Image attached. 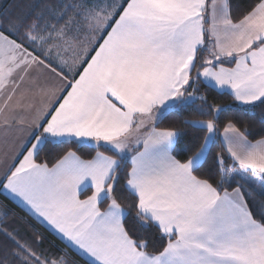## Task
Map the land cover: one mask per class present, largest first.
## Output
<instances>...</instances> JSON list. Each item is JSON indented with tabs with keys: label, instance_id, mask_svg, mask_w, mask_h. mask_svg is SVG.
Masks as SVG:
<instances>
[{
	"label": "snow or ice",
	"instance_id": "6c2138e0",
	"mask_svg": "<svg viewBox=\"0 0 264 264\" xmlns=\"http://www.w3.org/2000/svg\"><path fill=\"white\" fill-rule=\"evenodd\" d=\"M259 107L264 0L0 7V264H264Z\"/></svg>",
	"mask_w": 264,
	"mask_h": 264
},
{
	"label": "trees",
	"instance_id": "16d2710c",
	"mask_svg": "<svg viewBox=\"0 0 264 264\" xmlns=\"http://www.w3.org/2000/svg\"><path fill=\"white\" fill-rule=\"evenodd\" d=\"M236 2V0H234ZM240 2L247 4L250 3L251 0H240ZM258 2V0H257ZM213 95H216L213 93ZM217 102L222 103V104H231L232 101L228 97H216ZM264 117V107H259L255 109V117L253 119H245V125L248 127V131L250 133L249 139L255 141L257 139H260L262 136H264V126L260 124V119ZM182 117L180 116H174L172 120L176 123H179L181 121ZM168 122H165L164 125L162 126H167ZM220 132H223V128L221 126ZM219 151V147L213 149V153ZM56 159V153L55 152H50V151H45L44 153L41 154L40 157V162L47 161L49 165L51 166L52 163L55 162ZM211 161H209V164L205 166V168L202 170V175H207L209 173V170L211 169ZM254 198L259 199V197H256L254 194ZM0 202H3L4 204L7 205V209H11L13 212L19 213L20 215H24L25 213L21 211V209L16 206L14 203H12L8 198L0 194ZM5 209V210H7ZM36 223V226L39 228V230L48 238V240L54 241L55 245L57 246L56 248L51 247L47 243H45V248L48 249L49 252H56L57 248L59 249H64L69 252V254L78 261V264H83V261L80 259V257L75 254L71 249H69L64 243H62L57 237H55L52 233H50L48 230H46L43 226L38 224L36 221H33ZM29 232L31 230H28ZM158 239V238H157ZM159 245L157 244V247Z\"/></svg>",
	"mask_w": 264,
	"mask_h": 264
},
{
	"label": "crops",
	"instance_id": "0c3cea01",
	"mask_svg": "<svg viewBox=\"0 0 264 264\" xmlns=\"http://www.w3.org/2000/svg\"><path fill=\"white\" fill-rule=\"evenodd\" d=\"M13 2V0H0V7H4V6H6V5H8V4H10V3H12ZM22 87H25V88H27V87H29V85H28V83H26L25 85H23ZM29 96H33V94L32 93H29ZM14 100H15V98H14ZM10 156H11V154H10ZM10 158V157H9ZM2 175H3V168L2 167H0V178H2ZM3 196H5L4 194H2ZM83 198V197H82ZM8 199L12 202V203H14L16 206H17V204L14 202V201H12V199L10 198V197H8ZM19 207V206H18ZM20 208V207H19ZM38 223V222H37ZM38 224H40V223H38ZM41 226H43L46 230H48L50 233H52L55 237H56V235L53 233V231L48 227V226H46V225H42V224H40ZM66 246H67V244L66 243H64ZM68 247V246H67ZM69 249H71L72 251H73V249L72 248H70V247H68ZM75 254H77L75 251H73Z\"/></svg>",
	"mask_w": 264,
	"mask_h": 264
}]
</instances>
